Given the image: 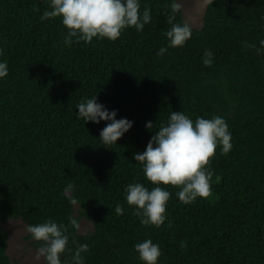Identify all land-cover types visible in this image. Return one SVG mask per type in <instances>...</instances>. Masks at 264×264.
Returning a JSON list of instances; mask_svg holds the SVG:
<instances>
[{
    "label": "trees",
    "instance_id": "16d2710c",
    "mask_svg": "<svg viewBox=\"0 0 264 264\" xmlns=\"http://www.w3.org/2000/svg\"><path fill=\"white\" fill-rule=\"evenodd\" d=\"M170 4L141 0L152 15L142 32L65 46L60 19L41 20L47 0H0V61L9 69L0 79V264H12L2 225L48 219L66 227L73 250L88 245L85 264H141L134 245L148 238L160 246L158 264H264V0H210L185 46L157 57L172 24L187 23L181 9L173 18ZM94 94L117 119L134 122L117 144H101L104 121L77 116ZM173 111L222 116L233 147L210 158L208 198L186 205L179 188L165 186L167 218L146 228L124 190L151 187L133 154ZM81 218L92 232L73 228Z\"/></svg>",
    "mask_w": 264,
    "mask_h": 264
},
{
    "label": "clouds",
    "instance_id": "9594fccd",
    "mask_svg": "<svg viewBox=\"0 0 264 264\" xmlns=\"http://www.w3.org/2000/svg\"><path fill=\"white\" fill-rule=\"evenodd\" d=\"M48 9L41 20L59 18L66 29L63 42L65 46L73 43H91L93 39H107L115 42L129 28L142 32L152 20L151 10L147 6L141 10V0H47ZM173 18L181 9L177 0L170 4ZM167 45L156 53L164 56L169 48L183 47L192 36V28L187 23H173L165 33ZM2 55V52H0ZM213 52L206 49L203 64H213ZM8 65L0 61V79L7 77ZM117 111L109 110L99 102L94 94L77 105V116L85 124L92 122L105 127L100 131L102 145L117 144L132 127L134 122L127 118L117 119ZM146 127L153 129L148 121ZM232 136L226 120L219 115L211 118L197 117L195 120L184 112L173 111L166 123H163L152 135L143 152L134 153L145 180L151 187L140 182L129 183L125 187V202L133 209L141 225L161 227L167 216L166 209L172 193L168 185L179 188L175 193L183 204H190L198 198L206 199L211 195L213 173L208 165L210 158L219 147L222 154L232 149ZM125 209L117 204L115 212L122 215ZM78 229L76 219L70 221ZM31 239L37 242L36 258L44 264H85V255L89 251L87 244H78L75 249L69 247L70 237L63 224L52 219L38 224L27 225ZM73 243H75L73 241ZM141 264H158L162 255L160 246L150 238L134 245ZM67 253V255H65ZM63 257V259H62Z\"/></svg>",
    "mask_w": 264,
    "mask_h": 264
},
{
    "label": "rangeland",
    "instance_id": "374dc122",
    "mask_svg": "<svg viewBox=\"0 0 264 264\" xmlns=\"http://www.w3.org/2000/svg\"><path fill=\"white\" fill-rule=\"evenodd\" d=\"M181 5V10L185 21L192 27L200 28L203 26V17L210 0H177ZM78 209L79 206H76ZM9 233V243L7 254L12 264H44L43 259L37 260L34 241L27 239V224L22 220H10L4 225ZM94 225L85 218H81L79 232L81 234L93 231Z\"/></svg>",
    "mask_w": 264,
    "mask_h": 264
}]
</instances>
